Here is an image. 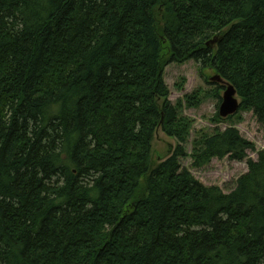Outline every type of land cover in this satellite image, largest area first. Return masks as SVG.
I'll return each mask as SVG.
<instances>
[{
	"label": "trees",
	"instance_id": "1",
	"mask_svg": "<svg viewBox=\"0 0 264 264\" xmlns=\"http://www.w3.org/2000/svg\"><path fill=\"white\" fill-rule=\"evenodd\" d=\"M188 59L264 125V0H0V264H264V152L238 129L192 161H245L229 192L180 145L151 168L164 63Z\"/></svg>",
	"mask_w": 264,
	"mask_h": 264
},
{
	"label": "rangeland",
	"instance_id": "2",
	"mask_svg": "<svg viewBox=\"0 0 264 264\" xmlns=\"http://www.w3.org/2000/svg\"><path fill=\"white\" fill-rule=\"evenodd\" d=\"M163 16V6L159 5L155 8L157 30H161ZM162 53L167 59L165 43ZM217 73L212 67L201 68L191 59L180 63H164L163 80L169 89L168 99L176 109V132L170 136L160 128L156 130L151 140V168L170 154L168 145H171V152L180 145L184 152L178 158L182 167L187 168L204 185H217L224 192H229L234 188L237 178L247 171L245 161H233L225 156L213 158L208 164L196 168L192 166L194 154L200 149L205 137L227 127H235L241 136L254 144L255 151H248V155L255 160L257 151L264 152V125L257 121L251 108L242 105L231 117L219 116L223 88L209 81ZM144 191L145 177L139 183L137 194L142 196Z\"/></svg>",
	"mask_w": 264,
	"mask_h": 264
},
{
	"label": "water",
	"instance_id": "3",
	"mask_svg": "<svg viewBox=\"0 0 264 264\" xmlns=\"http://www.w3.org/2000/svg\"><path fill=\"white\" fill-rule=\"evenodd\" d=\"M222 37V33H217L212 38L207 40L206 46L209 48H214L216 43ZM209 81L211 83H216L218 86L223 88V93L221 95V102L218 108V114L221 118H227L233 116L241 105V99L238 96L235 87L229 81L225 80L220 74H215ZM171 153V145H168V153ZM169 155V154H168Z\"/></svg>",
	"mask_w": 264,
	"mask_h": 264
}]
</instances>
